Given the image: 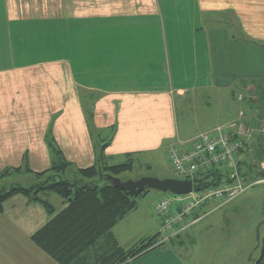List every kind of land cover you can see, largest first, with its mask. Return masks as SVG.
Returning a JSON list of instances; mask_svg holds the SVG:
<instances>
[{
    "label": "crops",
    "instance_id": "crops-1",
    "mask_svg": "<svg viewBox=\"0 0 264 264\" xmlns=\"http://www.w3.org/2000/svg\"><path fill=\"white\" fill-rule=\"evenodd\" d=\"M252 91L264 95V0H0V174L49 170V131L70 176L93 166L105 145L117 161L162 148L167 157L199 127L215 129L239 110L253 117L254 106L237 99ZM210 95L222 103L214 113ZM230 98L242 105L230 107ZM51 219L38 202L9 199L0 264H57L31 241ZM159 219L154 236L139 226L127 237L126 218L113 233L124 249L159 241ZM197 222L128 264H187L174 246Z\"/></svg>",
    "mask_w": 264,
    "mask_h": 264
},
{
    "label": "rangeland",
    "instance_id": "rangeland-1",
    "mask_svg": "<svg viewBox=\"0 0 264 264\" xmlns=\"http://www.w3.org/2000/svg\"><path fill=\"white\" fill-rule=\"evenodd\" d=\"M242 94L243 101L246 100L248 104L254 106L253 111L249 108L247 110L254 114L253 117L249 116V122L256 129L253 137L247 141L246 148L244 147L245 149L237 156L239 175L242 177L247 190L240 197L226 204H222L223 202L221 201H215L217 203L211 205L210 202L200 211L199 215H196V219L199 217H203V219H200L197 222L198 225L192 230L182 234L178 238L180 240L178 241L179 244L174 246V249L187 264H253V261L260 257V245L264 238V134L259 130L258 125L264 117V95H259L254 91L251 94ZM210 97L211 101H215L210 112H217L222 103H218L213 95H210ZM234 105L238 109L237 106L242 104H238L230 98L229 106ZM201 108L197 102L195 111L197 112ZM186 112V107L179 103L178 117L181 129H184L188 123L184 117ZM231 119L221 126H226ZM206 129L205 127L195 129V135L201 132L205 133L204 130ZM201 134L191 137V141ZM51 137L52 135L49 131L48 138L51 139ZM182 137L185 138L184 135ZM178 143L182 144L183 142L173 143L169 148ZM185 143L188 142L183 144ZM248 145L249 147L247 148ZM132 158L134 160L133 169L114 177L122 181H136L141 178L183 180L172 169L167 157H165L164 148L147 154L135 155ZM126 161L127 157L124 156L122 160H110L109 163L113 166L115 164H124ZM223 169L231 172L229 174L234 172L233 168L229 166ZM10 177L0 179V193L7 192L12 187L22 186L28 188L40 182L36 176L31 173L28 175L26 172L23 175L12 172ZM63 178L73 181L77 179L76 174L72 176L66 175ZM46 195L48 197H43L44 199L48 200L56 208H60V204L57 205V201L62 202L63 199L58 194L48 193ZM169 196H171L170 193L149 191L143 196L136 198L137 208L128 214L123 222L126 225L123 228L126 236L129 238L136 237L139 232V226H141V230L145 227L148 232L147 236L156 235L159 231L158 228L156 232L153 231L154 225L157 223L159 225L160 217H157L154 207L162 197ZM217 205L220 206L216 212L206 215ZM150 229L152 230L151 233ZM170 240L164 242L160 238L156 246L165 244Z\"/></svg>",
    "mask_w": 264,
    "mask_h": 264
},
{
    "label": "trees",
    "instance_id": "trees-1",
    "mask_svg": "<svg viewBox=\"0 0 264 264\" xmlns=\"http://www.w3.org/2000/svg\"><path fill=\"white\" fill-rule=\"evenodd\" d=\"M50 142L53 153L51 168L34 174L40 181L34 186L12 187L0 193V213L4 211L5 203L18 195L40 203L52 215V219L33 234L31 241L57 264H128L158 247V236H155L130 249H124L113 233L116 225L137 208L136 198L147 193L135 197L107 181L108 176L131 171L134 163L132 157L136 154H127L124 164L112 166L109 161L116 160L106 156L107 145L102 146L96 163L76 170L77 179L73 181L63 178L69 175L72 164L55 145L52 137ZM21 170L7 169L0 174V179L10 172L20 173ZM26 171L32 172L28 167ZM229 173L221 169L205 173L196 180V188L219 187L224 179L230 177ZM48 193H56L63 199L62 210L57 212L43 198L48 197ZM260 246V257L253 264H264V238Z\"/></svg>",
    "mask_w": 264,
    "mask_h": 264
},
{
    "label": "built area",
    "instance_id": "built-area-1",
    "mask_svg": "<svg viewBox=\"0 0 264 264\" xmlns=\"http://www.w3.org/2000/svg\"><path fill=\"white\" fill-rule=\"evenodd\" d=\"M237 99L241 102L243 96L239 95ZM258 128L264 133V118ZM255 132L247 113L241 110L226 126L216 127L188 143H178L169 148L167 158L172 169L183 180L192 181L194 188L187 195L171 194L156 203L154 211L162 219L164 242L196 223L195 213L208 203L215 200L226 204L246 192L247 188L239 175L237 156ZM226 166L232 167L234 172L219 187L196 188L195 182L202 175Z\"/></svg>",
    "mask_w": 264,
    "mask_h": 264
},
{
    "label": "water",
    "instance_id": "water-1",
    "mask_svg": "<svg viewBox=\"0 0 264 264\" xmlns=\"http://www.w3.org/2000/svg\"><path fill=\"white\" fill-rule=\"evenodd\" d=\"M107 181L118 189L125 190L138 197L145 192L157 191L173 195H187L193 191L194 183L190 180L141 178L136 181H122L113 176H108Z\"/></svg>",
    "mask_w": 264,
    "mask_h": 264
}]
</instances>
